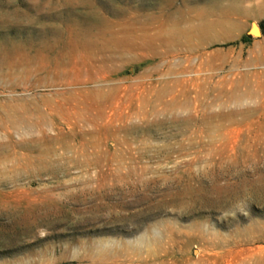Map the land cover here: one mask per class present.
I'll return each mask as SVG.
<instances>
[{
    "label": "rangeland",
    "instance_id": "rangeland-1",
    "mask_svg": "<svg viewBox=\"0 0 264 264\" xmlns=\"http://www.w3.org/2000/svg\"><path fill=\"white\" fill-rule=\"evenodd\" d=\"M263 15L0 0V264H264Z\"/></svg>",
    "mask_w": 264,
    "mask_h": 264
},
{
    "label": "bare ground",
    "instance_id": "bare-ground-1",
    "mask_svg": "<svg viewBox=\"0 0 264 264\" xmlns=\"http://www.w3.org/2000/svg\"><path fill=\"white\" fill-rule=\"evenodd\" d=\"M79 53L80 52L78 51V49H75V48L73 50H70L67 52L53 50V52L49 56L48 55L45 57L44 56H37V59L40 63V65L38 64L39 66H37V67H39L40 70L42 69L43 71L50 72V73H51L50 68H53L54 76L64 77L65 75H67V71L65 70L64 63L62 62L63 58L74 57V56L78 55ZM34 223H36V222H32V224H34ZM141 242L144 245H147L148 240L145 237H141ZM109 252H110L109 249L103 248L100 250L99 253L105 255V254H108Z\"/></svg>",
    "mask_w": 264,
    "mask_h": 264
},
{
    "label": "trees",
    "instance_id": "trees-1",
    "mask_svg": "<svg viewBox=\"0 0 264 264\" xmlns=\"http://www.w3.org/2000/svg\"><path fill=\"white\" fill-rule=\"evenodd\" d=\"M257 25H258V28H259L260 32H263L264 31V15L260 19V21L258 22ZM249 38L250 37L248 35H245V36L239 38L237 41L232 42L231 44H237L239 42H243L244 43V42L248 41Z\"/></svg>",
    "mask_w": 264,
    "mask_h": 264
},
{
    "label": "water",
    "instance_id": "water-1",
    "mask_svg": "<svg viewBox=\"0 0 264 264\" xmlns=\"http://www.w3.org/2000/svg\"><path fill=\"white\" fill-rule=\"evenodd\" d=\"M254 25H256V24H254ZM256 27H257V29H258V32H257V35L258 34H260V30H259V28H258V26L256 25ZM251 30V29H250Z\"/></svg>",
    "mask_w": 264,
    "mask_h": 264
}]
</instances>
